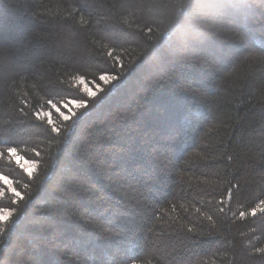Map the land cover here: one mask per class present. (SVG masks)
Here are the masks:
<instances>
[{
    "label": "trees",
    "instance_id": "16d2710c",
    "mask_svg": "<svg viewBox=\"0 0 264 264\" xmlns=\"http://www.w3.org/2000/svg\"><path fill=\"white\" fill-rule=\"evenodd\" d=\"M0 58V264H264V0H0Z\"/></svg>",
    "mask_w": 264,
    "mask_h": 264
},
{
    "label": "snow or ice",
    "instance_id": "6c2138e0",
    "mask_svg": "<svg viewBox=\"0 0 264 264\" xmlns=\"http://www.w3.org/2000/svg\"><path fill=\"white\" fill-rule=\"evenodd\" d=\"M238 5H245L246 4V0H237ZM27 70H19V67L16 65V63L14 61H8L6 62L4 59L0 58V86H2L5 90H9L11 89V86L17 82L18 80L22 79L24 77V73ZM106 76V82H110V81H116L118 79V77L116 75H105ZM81 81L84 80V77L81 76L80 77ZM87 91V90H86ZM96 92L93 91H88V96L93 98L95 100L96 98ZM100 101H97V103H99ZM77 104V106L81 109H88L89 105H88V101L87 100H80L75 102ZM49 104H52V101H49ZM84 114V113H83ZM24 115H26V113H24L23 109H21V117H23ZM37 119H43V118H47L48 114H41L39 112L35 113ZM73 115H75V113H73ZM71 117L65 115L64 116V120L68 121ZM52 122L51 120H49V125L51 126ZM13 131L14 129H9L7 135L10 139H14L13 137ZM52 132L55 134L53 138H56L60 135L61 133V129L57 128V127H52ZM16 148L14 147H9L8 148V153L11 154H15L16 153ZM37 156H39V152L36 153ZM17 163L19 164L20 162L17 161ZM36 165L33 164L30 167H24L23 164L20 165V167H22L24 169V171L27 173V176L29 178L33 177V168ZM53 175H55L53 173ZM0 179H2L4 181V185L6 187H8V190L11 192V195L14 197L19 198L17 201H15L16 203H19L20 200L24 199V196L17 191V189L15 187H11V181L8 180L7 177H0ZM44 183H42L41 185H43ZM5 195L4 191L0 190V196ZM262 203H264V201H262ZM14 209H0V221L3 222H7L10 217L13 215ZM253 216L256 215V210H253ZM240 215L243 217L245 215V213H240ZM258 251L260 252H264V249H258Z\"/></svg>",
    "mask_w": 264,
    "mask_h": 264
},
{
    "label": "rangeland",
    "instance_id": "374dc122",
    "mask_svg": "<svg viewBox=\"0 0 264 264\" xmlns=\"http://www.w3.org/2000/svg\"><path fill=\"white\" fill-rule=\"evenodd\" d=\"M78 82H81V84L84 86V88L87 90V91H93L94 92V88L91 86H88L87 83H85V81H81L80 77L77 79ZM96 88V86H95ZM98 88V86H97ZM77 101H66V102H62L60 103L59 105H54L52 104L51 105V108H53V111H55L56 113L60 114L62 117H64L65 115L67 116H70L72 114V112H74V109L77 107V104L75 103ZM42 115L47 113L48 116L47 118L51 121H53V116H52V111L51 110H45V111H41L40 112ZM15 159L17 161L20 162V165L23 164L24 167H30L32 166L33 164L36 165V162L35 161H30V160H26L24 159L22 156L18 155V154H13ZM36 166L33 168V171L35 170ZM11 186V185H10Z\"/></svg>",
    "mask_w": 264,
    "mask_h": 264
}]
</instances>
